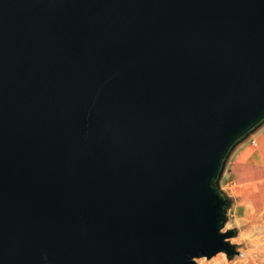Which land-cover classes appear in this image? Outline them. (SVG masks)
I'll return each instance as SVG.
<instances>
[{"label":"water","instance_id":"water-1","mask_svg":"<svg viewBox=\"0 0 264 264\" xmlns=\"http://www.w3.org/2000/svg\"><path fill=\"white\" fill-rule=\"evenodd\" d=\"M263 125L264 0H0V264L234 256Z\"/></svg>","mask_w":264,"mask_h":264},{"label":"rangeland","instance_id":"rangeland-1","mask_svg":"<svg viewBox=\"0 0 264 264\" xmlns=\"http://www.w3.org/2000/svg\"><path fill=\"white\" fill-rule=\"evenodd\" d=\"M217 187L230 201L221 233H234L228 242L236 254L202 257L196 264H264V125L234 147Z\"/></svg>","mask_w":264,"mask_h":264},{"label":"built area","instance_id":"built-area-1","mask_svg":"<svg viewBox=\"0 0 264 264\" xmlns=\"http://www.w3.org/2000/svg\"><path fill=\"white\" fill-rule=\"evenodd\" d=\"M256 142H253V144H255Z\"/></svg>","mask_w":264,"mask_h":264}]
</instances>
